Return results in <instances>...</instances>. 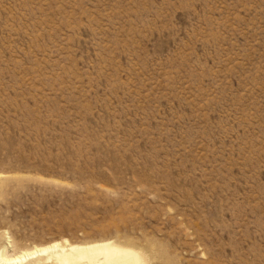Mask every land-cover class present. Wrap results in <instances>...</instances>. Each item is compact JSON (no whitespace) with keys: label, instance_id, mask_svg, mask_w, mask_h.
I'll return each mask as SVG.
<instances>
[{"label":"rangeland","instance_id":"rangeland-1","mask_svg":"<svg viewBox=\"0 0 264 264\" xmlns=\"http://www.w3.org/2000/svg\"><path fill=\"white\" fill-rule=\"evenodd\" d=\"M127 238L264 264V0H0V247Z\"/></svg>","mask_w":264,"mask_h":264},{"label":"bare ground","instance_id":"bare-ground-1","mask_svg":"<svg viewBox=\"0 0 264 264\" xmlns=\"http://www.w3.org/2000/svg\"><path fill=\"white\" fill-rule=\"evenodd\" d=\"M67 243L53 241L16 255L7 254L4 245L0 247V264H158L154 260L160 258L155 244L140 245L132 238L123 242L104 239L83 244ZM33 258L36 260L29 262Z\"/></svg>","mask_w":264,"mask_h":264}]
</instances>
